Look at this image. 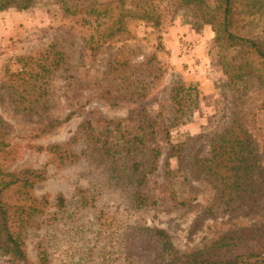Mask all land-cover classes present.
Masks as SVG:
<instances>
[{"label": "rangeland", "instance_id": "1", "mask_svg": "<svg viewBox=\"0 0 264 264\" xmlns=\"http://www.w3.org/2000/svg\"><path fill=\"white\" fill-rule=\"evenodd\" d=\"M191 22V12L178 13L173 24L161 33L162 44L153 29L133 25L132 38L104 45L92 58L83 49L80 30L61 16L54 0H42L33 10L23 13L15 10L0 13V126L7 132V141L18 150L15 160L5 170L46 169V180L33 190L36 198L48 196L55 204L57 196L62 194L71 206L76 194L85 190L93 205L108 219L109 227L103 236L99 235L100 226L94 211L81 215L71 225L60 223L58 229H52L49 238L52 264H152L156 248L150 241L138 237L139 228L162 229L181 253H191L210 247L229 231L264 223V205L250 215L209 209L216 189L193 170L195 159L208 158L212 142L230 125L234 103L211 46V31L203 33L205 44L201 49L195 51V44L189 40L187 43L193 49L188 54L175 38L176 29L184 26L191 30ZM125 45L132 48L127 50L131 62L143 65L148 62L132 74L131 81L136 83L142 79L139 87H148L141 96L139 93L130 96L123 88H114L109 93L111 88L105 74L113 55ZM51 46V52L65 53L66 61L61 62V69H54L51 81L42 87V98L37 102L29 94L23 98L11 91L10 86L18 83L9 74L17 73L22 67L19 59L28 56L42 59L40 55ZM154 72L162 75L157 83L149 77ZM178 82L197 84L200 103L196 111L189 112L181 124L171 129L172 143L184 144L183 157L169 160L171 169H180L179 173L165 182L168 147L163 145L165 154L160 159L159 169L149 176L145 190L157 199V206L137 208L132 203L131 187L125 188L120 179L113 177L114 166L110 161L93 162L81 154L86 149L83 141L74 145L80 160L64 167L54 162L46 151L38 150L50 145L64 146L86 121L100 130L105 129L107 121H124L123 127L129 130L140 123L149 126L151 122H144V116L153 118L161 113L157 121L168 124L174 117L170 91ZM263 93L264 89L255 85L238 118L253 135L264 168ZM50 121L62 123L45 131ZM134 159L145 168L149 164V153L136 152ZM171 191L183 198L193 195L191 204L186 208H168ZM38 240L31 237L27 241L31 264H40ZM0 264H9V257L1 250Z\"/></svg>", "mask_w": 264, "mask_h": 264}, {"label": "trees", "instance_id": "2", "mask_svg": "<svg viewBox=\"0 0 264 264\" xmlns=\"http://www.w3.org/2000/svg\"><path fill=\"white\" fill-rule=\"evenodd\" d=\"M41 1L0 0V13L31 11ZM54 4L61 16L80 30L83 49L92 58L104 45L132 38L131 27L137 24L156 31L162 44L161 33L182 11L192 13L190 26L195 33L211 31V46L226 78L225 86L232 95L234 109L230 115L233 119L224 133L212 142L210 156L195 159L193 170L216 189L209 209L220 213L256 214L264 205V168L253 135L238 117L255 85L264 89V0H54ZM52 49L51 46L40 55L42 59L21 57L20 70L9 74L18 84L9 89L23 98L29 94L38 102L43 94L41 89L51 81L54 69H61V62L66 61L65 53L51 52ZM131 49L125 45L111 58L105 74L111 88L109 93L114 88H123L130 96L138 93L141 96L148 91V87H139L144 80L131 81L133 71L148 65V62L145 65L131 62L127 52ZM150 76L157 83L162 75L154 72ZM199 88L193 83L174 84L170 91L174 117L168 124L157 121L161 113L153 118L144 116V122H151L149 126L140 123L129 130L123 127L124 121H107L104 130L86 121L64 146L50 145L38 150L46 151L54 162L64 167L80 160L74 145L83 141L86 149L81 154L93 162L110 161L114 166L113 177L120 179L125 188L131 187L132 203L137 208L157 206V199L145 190L149 176L159 169L160 159L165 154L163 145L168 147L165 182L179 173L180 169H171L169 160L183 157L184 144L172 143L171 129L181 124L189 112L199 108ZM261 109H264V100ZM61 123L50 121L44 130H53ZM17 151L0 126V250L9 257V264H31L27 255V241L31 237L39 239L36 244L39 263L52 264L49 239L52 229H58L60 223L71 225L89 211L96 213L99 235L106 234L107 216L93 205L88 191H79L71 206L62 194L52 204L48 196L38 199L33 195L34 188L46 180V169L6 171ZM136 152L149 153L147 167L134 159ZM192 197L183 198L171 191L168 208H186ZM45 231L46 234H41ZM138 237L154 244L156 255L152 264H264V223L229 231L210 247L191 253H181L162 229L139 228Z\"/></svg>", "mask_w": 264, "mask_h": 264}, {"label": "crops", "instance_id": "3", "mask_svg": "<svg viewBox=\"0 0 264 264\" xmlns=\"http://www.w3.org/2000/svg\"><path fill=\"white\" fill-rule=\"evenodd\" d=\"M185 32L187 35L186 37L184 36ZM175 38H178L180 40V41H178V42H180L179 45H182V44L188 42L189 40L193 41V43L195 44V51L198 50L200 47H202L203 44H205L203 34H197L192 30V28L190 30V29H186L184 26H181V27L176 29ZM191 62L193 63V61H191Z\"/></svg>", "mask_w": 264, "mask_h": 264}, {"label": "built area", "instance_id": "4", "mask_svg": "<svg viewBox=\"0 0 264 264\" xmlns=\"http://www.w3.org/2000/svg\"><path fill=\"white\" fill-rule=\"evenodd\" d=\"M182 47H183V51L187 54L190 53L193 49V46L187 42L182 44Z\"/></svg>", "mask_w": 264, "mask_h": 264}]
</instances>
